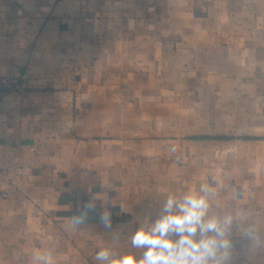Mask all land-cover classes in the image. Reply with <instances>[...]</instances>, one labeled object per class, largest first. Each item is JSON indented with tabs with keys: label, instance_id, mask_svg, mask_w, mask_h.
I'll return each instance as SVG.
<instances>
[{
	"label": "crops",
	"instance_id": "0c3cea01",
	"mask_svg": "<svg viewBox=\"0 0 264 264\" xmlns=\"http://www.w3.org/2000/svg\"><path fill=\"white\" fill-rule=\"evenodd\" d=\"M0 169V264L140 258L169 196L221 183L206 219L264 264V0H0Z\"/></svg>",
	"mask_w": 264,
	"mask_h": 264
},
{
	"label": "clouds",
	"instance_id": "9594fccd",
	"mask_svg": "<svg viewBox=\"0 0 264 264\" xmlns=\"http://www.w3.org/2000/svg\"><path fill=\"white\" fill-rule=\"evenodd\" d=\"M219 188H223L222 183L215 187L202 184L199 192L189 191L180 200L169 196L164 205L165 214L147 226H139L130 237L133 248L144 249L142 257L129 252L112 258V250L102 248L96 253L95 261L98 264H230L231 217L223 221L206 219L210 201ZM84 207L91 210L95 201H89ZM122 210L126 209L122 206ZM110 217V213L101 216L107 227H110ZM82 223V217L73 218L74 225ZM242 235L249 241L257 239L249 230ZM53 255L52 249L41 251L34 255V264H52Z\"/></svg>",
	"mask_w": 264,
	"mask_h": 264
},
{
	"label": "built area",
	"instance_id": "2783aa9c",
	"mask_svg": "<svg viewBox=\"0 0 264 264\" xmlns=\"http://www.w3.org/2000/svg\"><path fill=\"white\" fill-rule=\"evenodd\" d=\"M5 173H6L5 170L0 169V178H1Z\"/></svg>",
	"mask_w": 264,
	"mask_h": 264
}]
</instances>
